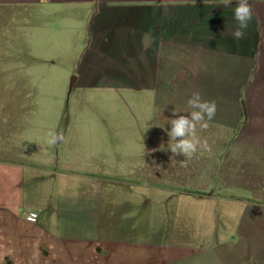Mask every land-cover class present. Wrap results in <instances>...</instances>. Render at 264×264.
<instances>
[{
  "label": "crops",
  "instance_id": "1",
  "mask_svg": "<svg viewBox=\"0 0 264 264\" xmlns=\"http://www.w3.org/2000/svg\"><path fill=\"white\" fill-rule=\"evenodd\" d=\"M38 1L0 0V22L8 20L9 7ZM144 2L150 4L145 29L159 24L162 65L151 88L161 124L174 112L187 115L188 99L200 93L216 104L208 128H197L211 151H198L182 167L184 157L168 150L170 129L161 127L137 148L65 145L56 154L45 150L49 146L25 147L12 133L22 116L0 113V264H264L257 231L240 246L227 241L224 232H236L228 227L167 231V218L175 223L177 214L161 210L168 198L210 201L216 183L233 181L241 191L262 193L264 0H249L253 17L242 40L229 32L236 0L230 6L223 0ZM87 137L77 134L81 144ZM32 213L34 222L26 218ZM177 232L211 241L163 240Z\"/></svg>",
  "mask_w": 264,
  "mask_h": 264
},
{
  "label": "rangeland",
  "instance_id": "2",
  "mask_svg": "<svg viewBox=\"0 0 264 264\" xmlns=\"http://www.w3.org/2000/svg\"><path fill=\"white\" fill-rule=\"evenodd\" d=\"M38 3L9 7L8 20L0 22V113L22 116L21 128L12 133L27 142L25 147L49 146L45 150L56 154L65 145L137 148L148 144L155 130L171 128L161 124L159 101L151 88L159 80L162 52L158 22L145 29L148 2ZM148 15L154 18L153 12ZM149 32L153 41L143 51L142 35ZM83 131L88 137L81 144L77 134ZM50 132L62 134L63 140L49 144ZM232 183L210 186V201L165 199L161 210L177 214L175 223L167 218V231L192 224L228 227L236 232H224L227 241L239 246L257 231L264 262V183L258 196ZM32 214L34 219L26 214L30 222L37 217ZM164 235V241H211L184 232Z\"/></svg>",
  "mask_w": 264,
  "mask_h": 264
},
{
  "label": "clouds",
  "instance_id": "3",
  "mask_svg": "<svg viewBox=\"0 0 264 264\" xmlns=\"http://www.w3.org/2000/svg\"><path fill=\"white\" fill-rule=\"evenodd\" d=\"M225 6H230L232 0H223ZM253 17V7L249 0H236L233 8V19L235 27L229 29L230 35L234 40H242L245 37L248 25ZM153 37L151 33L142 35L141 43L143 51H147L151 46ZM187 104L191 109L187 115H176L175 118L167 119V124L171 126L167 131L169 137L168 150L173 157L182 155L184 159L180 160L182 167H187L199 152L211 151L210 145L206 140H201L197 135V128L206 130L216 113V104L214 101L204 100L200 93H193L188 99ZM163 128V127H162ZM48 143L55 145L63 140L62 134L50 132Z\"/></svg>",
  "mask_w": 264,
  "mask_h": 264
},
{
  "label": "built area",
  "instance_id": "4",
  "mask_svg": "<svg viewBox=\"0 0 264 264\" xmlns=\"http://www.w3.org/2000/svg\"><path fill=\"white\" fill-rule=\"evenodd\" d=\"M30 217H31L32 219H34L35 215H34V214H31Z\"/></svg>",
  "mask_w": 264,
  "mask_h": 264
},
{
  "label": "water",
  "instance_id": "5",
  "mask_svg": "<svg viewBox=\"0 0 264 264\" xmlns=\"http://www.w3.org/2000/svg\"><path fill=\"white\" fill-rule=\"evenodd\" d=\"M73 85H71L70 89H72Z\"/></svg>",
  "mask_w": 264,
  "mask_h": 264
}]
</instances>
